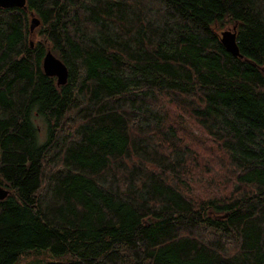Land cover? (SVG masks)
Wrapping results in <instances>:
<instances>
[{
  "label": "trees",
  "instance_id": "obj_1",
  "mask_svg": "<svg viewBox=\"0 0 264 264\" xmlns=\"http://www.w3.org/2000/svg\"><path fill=\"white\" fill-rule=\"evenodd\" d=\"M25 4L0 7V264H264V0Z\"/></svg>",
  "mask_w": 264,
  "mask_h": 264
},
{
  "label": "water",
  "instance_id": "obj_2",
  "mask_svg": "<svg viewBox=\"0 0 264 264\" xmlns=\"http://www.w3.org/2000/svg\"><path fill=\"white\" fill-rule=\"evenodd\" d=\"M26 0H0V7L8 8V7H26L25 4ZM39 25V19L36 18L31 13V20H30V30L31 32ZM221 42L224 47L230 53L239 56L238 46L236 42V25L232 27V29L222 30L220 33ZM30 45H33V42H30ZM43 70L46 75L48 76H55L58 85H63L66 83L68 77V70L66 65L55 55L51 53L50 50L44 55L43 58ZM8 194V191L3 187H0V200L4 199Z\"/></svg>",
  "mask_w": 264,
  "mask_h": 264
},
{
  "label": "rangeland",
  "instance_id": "obj_3",
  "mask_svg": "<svg viewBox=\"0 0 264 264\" xmlns=\"http://www.w3.org/2000/svg\"><path fill=\"white\" fill-rule=\"evenodd\" d=\"M233 26H226L221 29H232ZM220 31V32H221ZM38 124L41 126V122L38 120ZM74 256L71 254L64 255H54L49 250H40V251H31L30 253H23L21 256L14 262V264H45L47 262H69L73 261Z\"/></svg>",
  "mask_w": 264,
  "mask_h": 264
}]
</instances>
